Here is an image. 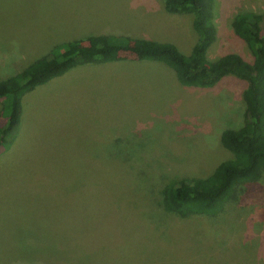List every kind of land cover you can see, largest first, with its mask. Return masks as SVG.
<instances>
[{
  "label": "rangeland",
  "instance_id": "obj_1",
  "mask_svg": "<svg viewBox=\"0 0 264 264\" xmlns=\"http://www.w3.org/2000/svg\"><path fill=\"white\" fill-rule=\"evenodd\" d=\"M213 1L207 56L251 62L232 18L264 14V0ZM89 35L171 42L185 55L196 41L191 14H169L161 0H0V75ZM245 88L234 76L189 88L163 64L124 60L78 66L25 96L14 145L0 155V264H264L263 177L237 188L222 220L150 208L166 182L205 178L230 157L220 136L241 125ZM120 157L160 183L135 192Z\"/></svg>",
  "mask_w": 264,
  "mask_h": 264
},
{
  "label": "trees",
  "instance_id": "obj_2",
  "mask_svg": "<svg viewBox=\"0 0 264 264\" xmlns=\"http://www.w3.org/2000/svg\"><path fill=\"white\" fill-rule=\"evenodd\" d=\"M161 1L169 14H191L196 41L189 55L183 54L171 42L128 35H89L55 44L20 71L0 75V155L14 145L22 124L25 96L78 66L124 60L155 62L171 69L182 86L200 89H211L226 76H234L244 81L246 88L242 94L241 125L225 129L220 136V144L230 157L220 162L205 178L166 182L162 189V204L150 207L155 212V209L158 212L161 209L182 219L190 216L218 219L233 209V195L239 186L244 191L257 188L264 178V14L243 10L232 18V30L248 47L251 62L234 53L210 60L208 51L218 33L214 22V1ZM127 159L112 160L114 164L127 168L122 173L131 175V179L138 177L131 182L135 192H152L154 188L148 187L160 183L154 180L155 173L147 172L138 161ZM136 170L145 171L146 177L135 176ZM158 214L152 215L157 217Z\"/></svg>",
  "mask_w": 264,
  "mask_h": 264
}]
</instances>
